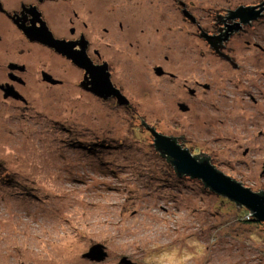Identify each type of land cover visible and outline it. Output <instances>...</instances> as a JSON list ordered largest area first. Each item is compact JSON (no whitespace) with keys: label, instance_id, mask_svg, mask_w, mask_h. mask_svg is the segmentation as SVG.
Listing matches in <instances>:
<instances>
[{"label":"rangeland","instance_id":"374dc122","mask_svg":"<svg viewBox=\"0 0 264 264\" xmlns=\"http://www.w3.org/2000/svg\"><path fill=\"white\" fill-rule=\"evenodd\" d=\"M187 26L177 23L198 48L202 39ZM182 63L171 67L181 73ZM201 68L182 74L193 82ZM135 69L123 70L136 78ZM257 70L264 74V63ZM253 78L261 89L264 76ZM163 80L152 78L155 94L145 89L146 97L133 99L134 113L71 95L48 102L41 113L3 118L0 264H264V222L203 180L179 176L149 130L177 136L188 148L198 144L221 172L257 192L264 190L263 111L231 104L227 92L221 109L195 98L189 113L171 92L176 79ZM225 109L232 110L228 121L220 115ZM209 115L218 120L207 130L202 121Z\"/></svg>","mask_w":264,"mask_h":264},{"label":"flooded vegetation","instance_id":"af4514ba","mask_svg":"<svg viewBox=\"0 0 264 264\" xmlns=\"http://www.w3.org/2000/svg\"><path fill=\"white\" fill-rule=\"evenodd\" d=\"M209 2L0 0V125L8 113H41L48 102L56 104L71 95L83 104L90 105L92 98L103 106L114 104L134 113L135 97L143 98L145 89L151 92L148 96L155 94L151 80L156 76L163 81L176 79L178 86L174 85L171 92L179 94L183 101L178 107L189 113L195 98L221 109L218 101L229 92L231 104L236 100L242 109L249 103L258 104V111L264 114V84L257 91L253 78L264 76L257 70L264 63V0ZM177 23L196 27L195 34L203 42H198L199 49L189 46L192 39H186L185 29L178 28ZM177 60L184 61L181 73L171 67ZM199 66L201 72L204 70L193 82L191 76H184ZM124 67H136L132 72L136 78H129ZM207 76L210 83L200 81ZM231 112L223 110L222 121H228ZM210 116L203 119L204 127L218 120ZM227 126L222 127L229 132ZM171 138L197 160H207L222 171L219 162L198 144L188 148L179 138Z\"/></svg>","mask_w":264,"mask_h":264},{"label":"water","instance_id":"95a60500","mask_svg":"<svg viewBox=\"0 0 264 264\" xmlns=\"http://www.w3.org/2000/svg\"><path fill=\"white\" fill-rule=\"evenodd\" d=\"M97 93L103 94L100 93V91ZM116 94L123 97L119 91H117ZM152 133L156 138V148L161 151V154L167 157L168 161H170L168 157L173 159L170 162L175 165V170L179 175H188L193 178L202 179L210 189L220 195L228 197L230 200L237 202V204L245 206L251 211L254 218L264 222V192H255L250 189V187L244 186L242 182L219 171L207 160H197L188 150L182 149L175 140L170 138V136L162 135L161 132L159 133L154 129H152ZM183 136L184 135H181L180 137L183 138ZM171 137H173V135H171ZM185 140L186 139H184V141ZM92 258L95 259L94 256ZM96 258L100 260L103 256H98ZM127 264L132 263L127 262Z\"/></svg>","mask_w":264,"mask_h":264},{"label":"trees","instance_id":"16d2710c","mask_svg":"<svg viewBox=\"0 0 264 264\" xmlns=\"http://www.w3.org/2000/svg\"><path fill=\"white\" fill-rule=\"evenodd\" d=\"M152 129H154V127H153ZM154 130L157 131L156 129H154ZM157 132H158V131H157ZM168 159H170V158L168 157ZM257 192H259V193H263V191H257ZM238 205H240V204H238ZM245 209H246V208H245ZM247 214H249V213H247ZM250 214H252L251 211H250ZM250 214H249V216H251ZM252 220H254V221L256 220L257 222H260V221L257 220L256 218H255V219L252 218Z\"/></svg>","mask_w":264,"mask_h":264}]
</instances>
